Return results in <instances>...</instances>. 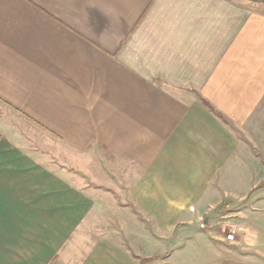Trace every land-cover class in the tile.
Listing matches in <instances>:
<instances>
[{"label": "crops", "instance_id": "obj_1", "mask_svg": "<svg viewBox=\"0 0 264 264\" xmlns=\"http://www.w3.org/2000/svg\"><path fill=\"white\" fill-rule=\"evenodd\" d=\"M262 187L264 0H0V264H141L89 233L105 195L184 237ZM245 229L211 264H264Z\"/></svg>", "mask_w": 264, "mask_h": 264}, {"label": "rangeland", "instance_id": "obj_2", "mask_svg": "<svg viewBox=\"0 0 264 264\" xmlns=\"http://www.w3.org/2000/svg\"><path fill=\"white\" fill-rule=\"evenodd\" d=\"M257 189L242 203L232 202L230 209L227 207L220 212L219 209H212L207 216L192 222L191 228L184 231V237L181 229L184 225H179L171 235L165 237L155 234L151 225L146 222L148 225L144 223L142 226L138 222L141 219L131 203L121 194L114 192V195L103 197L97 217L90 221L92 223L88 227L89 233L92 236L95 233L96 236L115 240L131 254L151 253L152 257L163 256L154 260L143 258L142 264H211L213 252L221 258L240 259L242 254L247 253L245 223L258 232L257 242L264 248V203L256 214L249 213V210L257 209L260 198H264V187ZM259 192H262L261 196ZM257 193L258 197H254ZM128 214L137 215L138 221L134 225L130 224ZM230 228L236 229V244L225 241V235ZM190 240L194 247L184 252L185 246L182 245H186Z\"/></svg>", "mask_w": 264, "mask_h": 264}, {"label": "built area", "instance_id": "obj_3", "mask_svg": "<svg viewBox=\"0 0 264 264\" xmlns=\"http://www.w3.org/2000/svg\"><path fill=\"white\" fill-rule=\"evenodd\" d=\"M236 229L230 228L225 235V241L229 243L236 244L237 243V236H236Z\"/></svg>", "mask_w": 264, "mask_h": 264}, {"label": "trees", "instance_id": "obj_4", "mask_svg": "<svg viewBox=\"0 0 264 264\" xmlns=\"http://www.w3.org/2000/svg\"><path fill=\"white\" fill-rule=\"evenodd\" d=\"M203 104L213 113V114H215L218 118H220V119H223L222 118V116L218 113V112H216L211 106H209V104H207L206 102H204L203 101ZM222 208H227V206L226 205H224V204H221L217 209H219L218 210V212H220V209H222ZM222 211V210H221ZM152 259H154V257L153 258H149V260H152ZM144 259H141L140 260V263L142 264V261H143Z\"/></svg>", "mask_w": 264, "mask_h": 264}]
</instances>
